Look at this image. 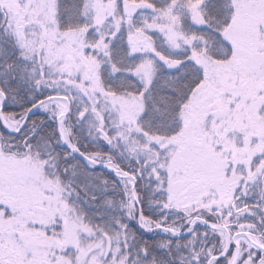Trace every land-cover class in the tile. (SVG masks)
Returning <instances> with one entry per match:
<instances>
[{
    "label": "snow or ice",
    "instance_id": "snow-or-ice-1",
    "mask_svg": "<svg viewBox=\"0 0 264 264\" xmlns=\"http://www.w3.org/2000/svg\"><path fill=\"white\" fill-rule=\"evenodd\" d=\"M0 264H264V0H0Z\"/></svg>",
    "mask_w": 264,
    "mask_h": 264
}]
</instances>
